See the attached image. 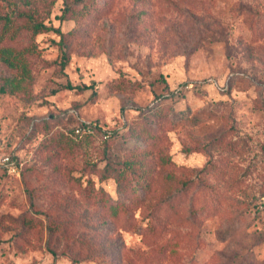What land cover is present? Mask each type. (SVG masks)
Returning a JSON list of instances; mask_svg holds the SVG:
<instances>
[{
    "label": "rangeland",
    "instance_id": "rangeland-1",
    "mask_svg": "<svg viewBox=\"0 0 264 264\" xmlns=\"http://www.w3.org/2000/svg\"><path fill=\"white\" fill-rule=\"evenodd\" d=\"M9 17L0 264H264V0H0V35ZM146 150L130 202L118 173Z\"/></svg>",
    "mask_w": 264,
    "mask_h": 264
},
{
    "label": "trees",
    "instance_id": "trees-1",
    "mask_svg": "<svg viewBox=\"0 0 264 264\" xmlns=\"http://www.w3.org/2000/svg\"><path fill=\"white\" fill-rule=\"evenodd\" d=\"M29 19V28L32 30L33 34L41 33L45 30L49 29V26L39 21L37 18H35L34 14H29L27 16ZM13 23L12 18L9 17L6 19V22L3 24V30L2 34L0 35V43L3 42L4 36L12 32L13 29ZM26 50H17L15 47L12 46H2L0 45V60L4 61L7 65L14 67H24L25 66V57L24 53ZM68 86H70L68 84ZM94 86V84H93ZM166 95H161L159 98ZM168 96V95H167ZM145 114L151 115L152 117H155L158 119L156 124L146 123L141 124L139 129L137 130V133L135 135L139 138V140H144L147 143L157 146L158 144V135L155 133L154 129L156 126L161 125V120L165 114L162 111V105L161 102L157 101L153 105L148 106L147 110H145ZM63 135H60V138L62 139ZM59 138V139H60ZM149 155V157H148ZM129 158L123 162L124 168L121 169L118 173L117 179L119 180V187H121L122 183L121 180H124L126 178L132 180L130 181V191L134 196H130V202H137L139 200V197L141 195L140 190L142 192H147L150 190L152 181H153V166L148 165L146 163L147 158H151V152L149 150H146V153H144L143 157L141 158ZM164 161H167V158H163ZM135 181V183H134ZM129 186V183L126 185L125 188ZM99 204L101 207L104 208L105 205H108L112 209V214H117L121 208L124 207L126 203H109L107 200H99Z\"/></svg>",
    "mask_w": 264,
    "mask_h": 264
},
{
    "label": "built area",
    "instance_id": "built-area-1",
    "mask_svg": "<svg viewBox=\"0 0 264 264\" xmlns=\"http://www.w3.org/2000/svg\"><path fill=\"white\" fill-rule=\"evenodd\" d=\"M84 130L92 132V127H90V125H86ZM77 131H80V128H78ZM0 167L6 168V170L12 174L20 175L21 173L19 163L10 153L0 154Z\"/></svg>",
    "mask_w": 264,
    "mask_h": 264
}]
</instances>
